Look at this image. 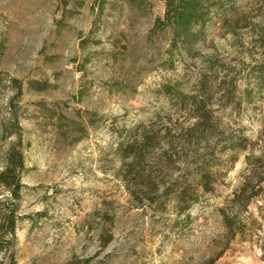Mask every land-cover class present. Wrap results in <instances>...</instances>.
Returning a JSON list of instances; mask_svg holds the SVG:
<instances>
[{
	"label": "rangeland",
	"instance_id": "obj_1",
	"mask_svg": "<svg viewBox=\"0 0 264 264\" xmlns=\"http://www.w3.org/2000/svg\"><path fill=\"white\" fill-rule=\"evenodd\" d=\"M203 3L201 31L173 44L171 29L151 34L164 0H0V169L17 141L25 161L19 199L0 184V222L18 215L16 234L0 235V264H264V180L236 210L235 236L223 215L254 173L248 156L264 150V0ZM201 87L215 130L183 137L186 95ZM15 123L19 135L6 131ZM167 126L187 201L140 200L120 148ZM240 140L246 148H225Z\"/></svg>",
	"mask_w": 264,
	"mask_h": 264
},
{
	"label": "trees",
	"instance_id": "obj_2",
	"mask_svg": "<svg viewBox=\"0 0 264 264\" xmlns=\"http://www.w3.org/2000/svg\"><path fill=\"white\" fill-rule=\"evenodd\" d=\"M166 4L165 14L155 19L151 34L157 31L171 29L173 32V44H177L178 40L185 42L197 35L195 27H201L206 23V15L208 11L203 3L204 0H164ZM264 75V68H261ZM15 88L22 90L21 81L17 78L12 79ZM33 86H39V82H32ZM166 92L171 93V88L165 85ZM191 99L190 108L191 119H194L185 129L184 135H196L199 132L214 131V114L213 109L209 107L208 100L204 89L196 94L186 95ZM12 127L6 125V131L10 134H20L21 127L18 123L12 124ZM173 128L170 126L164 129H142L140 136L133 141L122 145L120 148L121 157L124 160L122 169V178L126 181L127 188L136 198L155 201L157 197L169 196L177 194V197L183 201H187V194L190 188L188 183L180 184L179 178L172 177L173 172L177 168L174 156L177 154V145L173 136ZM189 139V138H188ZM186 142V141H185ZM21 141L14 142L6 153L5 165L0 169V184L8 188L15 199L20 198L23 187L21 172L24 168V154L21 149ZM245 141H232L225 148H246ZM144 161L147 162L145 166ZM249 168L254 172L249 173L242 185L235 190L230 202L234 211L226 212L223 209L224 222L232 236L237 234V212L236 210H245L251 201L260 194L263 189L261 182L264 180V174L260 171L264 167V150L260 155H249L247 158ZM214 163L204 160L197 167L198 181L205 191L212 189L213 171L211 167ZM165 171L164 176H160L159 172ZM166 176H170L167 181ZM256 180V183H254ZM259 186V189H257ZM161 187L164 190L161 192ZM17 209L13 207L10 211L5 212L1 216L0 235L5 237L14 236L17 227ZM234 213V215H233ZM236 215V216H235ZM89 264V259L84 261Z\"/></svg>",
	"mask_w": 264,
	"mask_h": 264
}]
</instances>
